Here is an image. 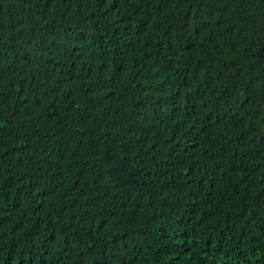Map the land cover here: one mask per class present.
Masks as SVG:
<instances>
[{
    "label": "trees",
    "instance_id": "obj_1",
    "mask_svg": "<svg viewBox=\"0 0 264 264\" xmlns=\"http://www.w3.org/2000/svg\"><path fill=\"white\" fill-rule=\"evenodd\" d=\"M0 264H264V0H0Z\"/></svg>",
    "mask_w": 264,
    "mask_h": 264
}]
</instances>
